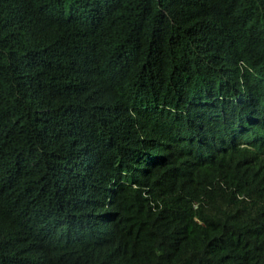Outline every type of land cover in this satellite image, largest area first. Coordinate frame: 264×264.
<instances>
[{"label":"trees","instance_id":"obj_1","mask_svg":"<svg viewBox=\"0 0 264 264\" xmlns=\"http://www.w3.org/2000/svg\"><path fill=\"white\" fill-rule=\"evenodd\" d=\"M0 264H264V0H0Z\"/></svg>","mask_w":264,"mask_h":264}]
</instances>
